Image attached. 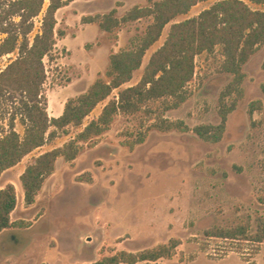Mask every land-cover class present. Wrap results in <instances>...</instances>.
<instances>
[{"label": "rangeland", "instance_id": "obj_1", "mask_svg": "<svg viewBox=\"0 0 264 264\" xmlns=\"http://www.w3.org/2000/svg\"><path fill=\"white\" fill-rule=\"evenodd\" d=\"M13 1L0 0V22H8L17 11ZM157 1L75 0L56 12L55 30L63 36L57 37L53 51L44 59L43 93L49 117H58L67 100L84 93L98 77L105 78L109 55L134 49L152 22V17H146L104 32L97 23L84 24L81 18L112 9L121 18L135 5L146 7ZM243 1L253 9L264 8ZM214 2H199L165 25L141 67L121 88L140 80L173 23L197 16ZM47 5L46 1L42 12L30 21V41L40 31ZM4 37L0 33V42ZM16 57L17 51L0 57V70ZM222 59L220 47L195 57L194 76L187 84L189 98L178 108L164 111L161 102H154L149 113L118 114L106 132L83 144L77 159L71 163L58 159L33 205L27 206L23 199L19 177L25 167L40 154L73 139L118 90L98 104L81 127H68L66 133L4 171L0 188L11 184L16 193L10 221L26 227H12L0 234V264H85L76 260L122 250L136 253L171 238L179 239L180 245L159 264H264V242L255 246L204 235L211 227L229 229L247 218L254 232L257 219L264 218V44L243 66V98L228 115L221 141L204 142L192 131L201 124L220 122V96L232 78L220 71ZM257 101L260 108L250 114V104ZM0 106L2 135L8 130L11 111ZM162 115L182 120L189 131L151 128ZM15 130L21 136L24 133L17 119ZM139 136H144L143 143L133 148L123 145Z\"/></svg>", "mask_w": 264, "mask_h": 264}, {"label": "trees", "instance_id": "obj_2", "mask_svg": "<svg viewBox=\"0 0 264 264\" xmlns=\"http://www.w3.org/2000/svg\"><path fill=\"white\" fill-rule=\"evenodd\" d=\"M46 1L48 5L41 19L40 31L30 41V21L42 12ZM73 1L14 0L12 4L17 11L11 14L8 22H0V33L5 34L0 42V57L17 51V57L0 70V105L11 111L8 130L0 135V175L35 149L66 133L68 127H81L96 106L118 90L117 96L108 100L100 114L73 139L40 154L25 167L19 180L27 206L35 203L44 180L54 173L57 160L61 158L71 163L77 159L83 144L106 132L116 115H134L141 110L149 113V105L154 102H161L164 111L176 109L186 102L189 98L187 84L194 76L195 57L203 52L213 53L216 47H220L223 58L220 71L232 77L220 96V122L217 125L201 124L192 131L204 142L221 141L228 115L235 111L238 101L243 98V66L264 44V8L253 9L243 0H215L197 16L173 23L163 44L151 54L140 80L135 85L121 88L141 67L146 51L159 40L165 25L177 16L187 14L197 3L210 0H160L151 6L135 5L121 18L116 16L115 9L102 15L83 16L81 21L84 24L97 23L104 32L146 17H152V22L134 49L109 55L105 78L98 77L84 93L67 100L58 117H49L43 93L44 59L53 51L57 37L63 36L62 32L55 30L56 12ZM247 1L264 7V0ZM229 98L231 100L227 102ZM260 106V101L251 103L249 113ZM16 119L24 128L22 136L15 130ZM150 127L161 132L189 131L182 120L173 121L163 115L157 116ZM144 139V136H139L123 145L133 148ZM15 205L14 186L9 184L0 188V234L12 227H26L22 222L10 221ZM204 235L258 246L264 242V218L257 219L254 232L250 231V219L247 218L229 229L211 227L205 230ZM179 245V239L171 238L150 249L136 253L117 251L86 264H159L161 259L171 258Z\"/></svg>", "mask_w": 264, "mask_h": 264}, {"label": "crops", "instance_id": "obj_3", "mask_svg": "<svg viewBox=\"0 0 264 264\" xmlns=\"http://www.w3.org/2000/svg\"><path fill=\"white\" fill-rule=\"evenodd\" d=\"M91 24V23H90ZM61 111H63V109L61 110ZM60 111V113L58 114V115H60L62 112ZM57 117V116H56ZM94 252H96V251H94ZM61 254V253H60ZM63 255V254H62ZM97 259H99V257H98V255H92L90 258H85V259H77L76 261L77 262H80V261H82L83 263H90V262H92V261H95V260H97ZM59 261H63V258H62V256H59V258H58V262Z\"/></svg>", "mask_w": 264, "mask_h": 264}, {"label": "flooded vegetation", "instance_id": "obj_4", "mask_svg": "<svg viewBox=\"0 0 264 264\" xmlns=\"http://www.w3.org/2000/svg\"><path fill=\"white\" fill-rule=\"evenodd\" d=\"M90 242V241H89Z\"/></svg>", "mask_w": 264, "mask_h": 264}, {"label": "water", "instance_id": "obj_5", "mask_svg": "<svg viewBox=\"0 0 264 264\" xmlns=\"http://www.w3.org/2000/svg\"><path fill=\"white\" fill-rule=\"evenodd\" d=\"M89 242V241H88Z\"/></svg>", "mask_w": 264, "mask_h": 264}]
</instances>
